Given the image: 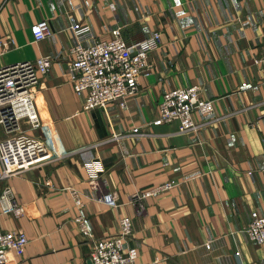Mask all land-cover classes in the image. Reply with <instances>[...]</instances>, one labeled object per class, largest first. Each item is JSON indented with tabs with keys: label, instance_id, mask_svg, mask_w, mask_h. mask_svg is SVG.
Segmentation results:
<instances>
[{
	"label": "crops",
	"instance_id": "obj_1",
	"mask_svg": "<svg viewBox=\"0 0 264 264\" xmlns=\"http://www.w3.org/2000/svg\"><path fill=\"white\" fill-rule=\"evenodd\" d=\"M40 20L51 34L34 41L30 26ZM74 23L96 38L118 27L127 43L159 32L124 107L116 100L106 113L83 109L68 71ZM263 47L264 0H0V68L53 59L34 97L40 125H20L60 154L0 182L24 206L19 217L0 214V226L28 241L9 264H89L92 240L115 234L123 216L132 223L124 249H135L133 264H264V243L243 231L264 216ZM190 85L213 102L215 120L180 133L178 121H157V105L165 91ZM94 159L103 167L95 178L84 168ZM171 180L136 213L133 192ZM104 193L116 207L99 200ZM78 215L91 239L79 234Z\"/></svg>",
	"mask_w": 264,
	"mask_h": 264
},
{
	"label": "built area",
	"instance_id": "obj_2",
	"mask_svg": "<svg viewBox=\"0 0 264 264\" xmlns=\"http://www.w3.org/2000/svg\"><path fill=\"white\" fill-rule=\"evenodd\" d=\"M70 29L74 43L69 49L71 60L68 71L74 76L73 91L84 96L83 109H101L106 113L107 104L116 100L124 107L125 100L138 90L139 77L149 64V52L159 47V32L154 31L145 38L127 43L118 27L112 29L105 38H96L90 26L85 23H74ZM30 32L34 41L45 39L51 34L47 20L32 24ZM52 61V57L46 55L33 61H20L0 68V182L60 156H54L43 140L29 135L20 125L25 120L31 128L39 127L34 97L40 76L49 71ZM260 61L264 62V47ZM262 72L264 73V65ZM157 111L159 122L178 121L180 133L195 132L215 120L211 117L213 102L200 97L198 85L165 91L157 105ZM194 113L204 116V119L194 120ZM131 134L141 135L138 128H133ZM112 137L117 138L119 135L113 133ZM84 168L93 178L103 172L99 159L87 162ZM175 184L171 180L135 191L129 196V201L136 213H140L145 198L168 190ZM70 193L75 206L80 208L82 202L78 193L75 190ZM99 200L107 207H116L110 193H104ZM0 214L14 217L24 214V206L7 185L0 192ZM74 222L79 234L85 239H91L92 234L85 217L78 215ZM243 231L251 241L264 243V216L254 218ZM131 233V219L128 216L121 217L115 234L92 240L90 262L133 264L135 249H124V243ZM27 242L23 232L4 231L0 226V264H9L15 257L23 255ZM145 264H159V261L154 259Z\"/></svg>",
	"mask_w": 264,
	"mask_h": 264
},
{
	"label": "water",
	"instance_id": "obj_3",
	"mask_svg": "<svg viewBox=\"0 0 264 264\" xmlns=\"http://www.w3.org/2000/svg\"><path fill=\"white\" fill-rule=\"evenodd\" d=\"M89 264H92L91 262H89Z\"/></svg>",
	"mask_w": 264,
	"mask_h": 264
}]
</instances>
